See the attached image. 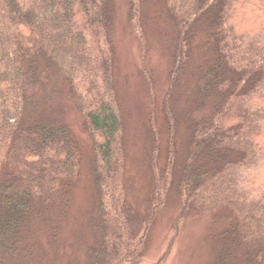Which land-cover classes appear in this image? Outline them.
Wrapping results in <instances>:
<instances>
[{"label":"trees","instance_id":"16d2710c","mask_svg":"<svg viewBox=\"0 0 264 264\" xmlns=\"http://www.w3.org/2000/svg\"><path fill=\"white\" fill-rule=\"evenodd\" d=\"M116 2L0 0V264L31 258L37 222L54 243L79 181L83 154L72 129L25 113L53 70L64 77L93 144L99 204L90 222L97 244L88 249V264H141L174 188L183 214L229 211L228 224L210 237L212 264H264V0H164L178 33L165 101L168 154L143 217L126 187L114 73ZM125 2L141 33L145 0ZM203 41L207 53L191 99L196 112L189 113L187 154L175 176L171 97ZM160 142L156 132L155 167Z\"/></svg>","mask_w":264,"mask_h":264},{"label":"rangeland","instance_id":"374dc122","mask_svg":"<svg viewBox=\"0 0 264 264\" xmlns=\"http://www.w3.org/2000/svg\"><path fill=\"white\" fill-rule=\"evenodd\" d=\"M116 1L114 73L124 116L126 187L131 207L143 217L150 212L155 180L167 163L169 130L165 101L171 88L178 33L165 9L164 0H145L141 33L128 18L125 0ZM204 44L206 41L201 43V48L195 49V62L185 68L171 97L177 119L175 176H179L187 154L188 117L193 115L189 114L191 111L196 112L191 99L198 65L203 64L207 53ZM47 74L42 88L27 103L25 113L55 125H68L83 157L73 200L54 243L47 227L35 223L38 246L32 247L33 254L25 264H88V249L97 244L90 222L99 204L94 186L93 144L64 77L57 70ZM156 132L161 136L157 167L152 161ZM229 216L227 210L200 215L196 212L183 214L180 196L174 188L152 225L141 264H212L214 255L210 237L228 224Z\"/></svg>","mask_w":264,"mask_h":264}]
</instances>
